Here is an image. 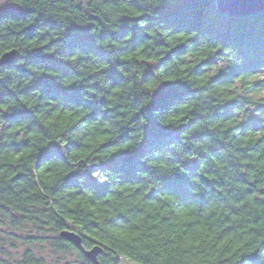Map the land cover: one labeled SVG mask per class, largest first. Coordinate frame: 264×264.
<instances>
[{
    "label": "trees",
    "instance_id": "1",
    "mask_svg": "<svg viewBox=\"0 0 264 264\" xmlns=\"http://www.w3.org/2000/svg\"><path fill=\"white\" fill-rule=\"evenodd\" d=\"M10 7L0 13V33H3L0 34V56L10 50L16 51L13 61L0 66V74H4V79L0 80V103L10 105L11 112L4 114L2 119L7 122L6 128L26 124V134L41 137L47 147L40 150L38 156L29 157L20 168L8 166L4 177L0 178V247L9 244L15 248L14 242L29 246L21 259L11 262L0 258V264H44V259L37 258L33 251L35 247L41 249V244L55 256L72 258L64 264H91L81 251L59 236L64 230H71L63 220L64 209L61 208L58 215L48 206L47 199L38 194L33 169L49 177L61 171L71 173L69 154L83 150L79 137L82 134L95 136L106 125H112L113 136L117 132L120 135L115 142L101 145L99 151L109 153L125 143L129 151L117 153L100 169L107 181L103 186L91 181L85 173L83 188L91 190L94 199L83 200L76 211L67 209V214L81 224L82 231L76 233L82 237L85 249L97 245L92 234L102 225L82 210L92 205L100 208L105 199H114L119 204V190L140 183L153 188V193L141 205L150 214L147 223L160 225L167 234L170 220L161 217L152 206L161 198L171 202L175 197L177 206L189 209L194 216L204 211L212 212L208 223L223 227L216 238L229 247L239 241L236 235L239 230H248L253 239L240 264H264V201L257 200L251 206L247 203L257 191L264 195V143L242 151L216 139L221 135L224 139L233 135L221 133L220 129L234 119L235 110L246 108L243 99L222 103L217 95L219 90L229 86L238 73L254 74L264 63V13L231 18L218 11L216 0H167L163 9L145 7L138 0H87L86 4L84 0H25L23 9L13 4ZM104 8L123 9L125 15L109 26L108 18L101 14ZM138 13L142 15L137 16ZM141 21L145 25L143 28L138 26ZM178 32L192 38L187 44L173 48L171 45ZM98 41L104 42L106 47L98 46ZM205 42L213 47L220 45L216 56L205 62L209 69L217 60L232 55L231 51L225 52L226 49L235 50L244 57L245 63L231 66L227 74L221 72L202 87H195L204 74L197 67L187 82L163 83L151 97V103L145 106L149 97L142 92L141 85L161 83L162 76H179L181 57L186 52L198 56L195 49ZM140 49L144 50L142 54L156 56L157 65L121 59L135 56ZM49 50H54L51 55L46 54ZM72 56L79 57L76 64L68 62ZM101 64L108 65L107 69L89 74ZM60 81L75 83L65 88ZM13 82L16 88L10 90ZM116 89L121 91L117 93ZM33 99L37 104L29 110L25 105ZM52 101L62 109L89 113L61 137L66 142L63 152L57 150L56 138L37 120ZM184 104H195L196 110L189 113L187 122L180 128H161L155 123L154 111L158 115H172L176 109L169 112V108ZM200 111H206L207 116L198 115ZM257 112L264 115V107L257 106L249 113L250 118L233 131L242 135L246 130L264 128ZM209 126H216V131L208 132ZM197 143L208 149L207 154L194 147ZM40 147L39 142L35 148L28 141L0 143V160L8 152L32 151ZM177 148L182 149L179 154ZM153 153H159V157ZM190 153H195L198 160L186 161L183 157ZM141 158L145 163H141ZM157 158L179 165L171 174L174 180L161 178L146 167L148 161ZM240 160L249 161L247 171L254 180L250 181L239 172ZM214 161L226 165L222 175ZM4 167L0 164V168ZM138 173H146L147 179H142ZM213 174L221 178L209 181L207 177ZM78 176L79 173L70 175L63 182L64 188H77ZM193 178L196 183H189ZM192 189H196V194H191ZM139 196L138 192L136 197ZM80 199L78 196L77 200ZM230 200L244 202V207L233 208ZM220 209L221 220H217ZM175 210L169 209L170 215ZM140 214L137 211L120 219L121 222L132 220ZM232 217L243 218L237 228L228 226ZM198 227L203 228L204 224ZM169 249V245L163 246V250ZM169 254L173 253L169 251ZM98 258L107 257L102 252Z\"/></svg>",
    "mask_w": 264,
    "mask_h": 264
},
{
    "label": "clouds",
    "instance_id": "2",
    "mask_svg": "<svg viewBox=\"0 0 264 264\" xmlns=\"http://www.w3.org/2000/svg\"><path fill=\"white\" fill-rule=\"evenodd\" d=\"M87 3V0H84ZM138 3H142L143 6L151 9H163L167 0H138ZM8 4H13L21 9L25 7V0H0V7ZM101 14L108 19L106 23L111 24L118 22L125 11H114L111 8L101 9ZM45 15H48L46 13ZM137 16L142 13L136 14ZM135 18V17H133ZM163 23V21H162ZM139 27H145L141 21ZM3 34V33H0ZM91 34V33H90ZM155 35V34H150ZM192 37L185 35L183 32L175 34V43L171 47H177L179 45L187 44ZM98 46L106 47L104 42L98 41ZM29 47L30 46H25ZM43 47V45H40ZM220 49V45L215 47L211 46L207 42L197 46L195 52L199 55H192L186 52L182 57V63L178 65L177 75L162 76L161 83H143L141 90L149 97L145 101V106L151 103V97L159 91L163 83H175L177 80L187 82L188 77L197 68L200 67L204 73L199 77V83L195 87H202L208 83L211 78L216 77L221 72L227 74L228 69L233 66H242L245 63L243 56H239L235 50L226 49L225 52L231 51L232 55L226 59L222 58L217 60L214 65L209 69L205 62L209 58H214ZM54 50H49L46 54L51 55ZM143 49L137 51L135 56L122 57L121 59L131 62L132 60L139 61L149 66H155L158 63L156 56L152 54H142ZM78 56H72L68 58V62L76 64ZM108 65L101 64L91 70L90 75H94L98 72L106 70ZM33 71H37L33 69ZM40 73L37 72V75ZM4 79V74H0V80ZM61 85L65 88L69 87L71 83L75 81H60ZM10 90H15L16 83L13 82L9 85ZM117 93L120 89L115 90ZM219 100L228 102L232 100L243 99L246 101V108L243 111L235 110L234 119L225 124L220 129L221 133H232L227 139L223 136H217V140H222L225 144H230L234 148H238L242 151H247L251 148L257 147L264 143V128L256 130H246L242 135L235 133L233 130L239 127V125L245 123L249 118V113L255 110L257 106L264 107V63H261L259 69L254 74L238 73L232 77V81L229 86L221 88L218 92ZM99 99V98H98ZM37 104L35 99L26 103V108L31 110ZM173 108L176 109L172 115H158L156 111L152 113L155 123L161 128L178 129L187 122L189 113L196 110L195 104L174 105L169 108V112H172ZM4 114L10 115V105L0 103V143L15 142L20 144L24 141H28L30 145L35 148L37 142L40 143V149L32 151H18L8 152L4 155V159L0 160V164L5 167L0 168V178L4 177V173L8 166L12 168L22 167L29 157L38 156L39 151L47 144L44 143L41 137H37L33 134H26V124H17L11 127H5L6 121L2 119ZM88 112L83 110L73 111L69 109L60 108L55 101L50 102L49 106L38 115V123L42 128L50 135L54 136L55 143L63 152L66 142L61 139L66 135L71 128L80 124ZM200 116H207L206 111H200ZM258 118L264 122V115L259 112L256 113ZM95 131V130H94ZM193 131H199V129L193 128ZM208 132H215L216 126H209ZM120 133L117 132L115 136L112 134V125L102 126L97 135H84L82 134L79 139L83 146V150H75L69 154V166L73 170L71 173L68 171L57 172L54 176H44L41 172L33 169V182L36 184L38 194L47 199L48 206L56 211L60 215V209L63 208V220L66 226L70 228L74 233L82 231L80 222L74 217L67 214V209L76 211L79 208V204L83 200L94 199V193L86 188H83L85 184L84 174L87 173L91 181L95 182L99 186H103L107 181L106 177L102 174L100 169L104 165L108 164L114 155L117 153H125L129 151L128 144L117 145V147L111 149L109 153L100 152V146L107 144L109 141L115 142L119 138ZM233 136L235 138H233ZM10 138H14L10 139ZM184 134H182V143L184 142ZM142 140V138H141ZM140 141H138L139 143ZM210 145V141H207ZM194 147L201 149L204 154H207L208 149L204 148L202 143H197ZM179 154L182 149L177 148ZM155 157H159V153H153ZM186 161H197L198 156L195 153H190L183 157ZM141 163H145L141 158ZM217 168L222 169L226 167L225 164H221L219 161H214ZM249 161H239V172L245 176H248L250 181L254 180V177L249 176L247 171V165ZM146 167L156 171L157 175L161 178L167 177L169 180H174L175 177L171 174L178 168V164H173L165 159H155L148 161ZM79 173L77 177V188H64V181L73 174ZM142 179H147L146 173H138ZM221 177L218 175H209L207 179L209 181H217ZM189 183H196L195 179H190ZM83 191L84 195H81ZM120 202L117 203L114 199H105L102 201L100 208L95 205L88 206L82 211L85 215L93 218L96 223L102 225L96 232L92 234L94 240L97 241V247L106 254V259L98 258L97 264H240V261L245 257L246 247L252 241L253 235L248 234V230H239L236 235L240 237L239 241L234 243L231 247L226 242H219L216 238L217 233L223 230V227H218L216 223H208V218L213 215L212 212L204 211L198 215H193L192 212L183 207H178L176 198L172 197L171 202L165 199H160L157 205H153L161 217L168 218L170 220L169 231L165 234L161 230V226L155 223H147L150 218V214L145 212V209L141 207L144 200H146L152 193L153 188L145 187L143 184L136 183L131 185L128 189L121 188L120 190ZM140 193L139 198L136 197L137 193ZM191 194H196V189L191 190ZM81 197L77 200V197ZM264 201V195H261L259 191L255 192L250 201L247 203L251 206L255 201ZM229 204L233 208L244 207V202L235 203L230 200ZM175 208L176 210L171 213L169 209ZM139 211L141 214L138 217H134L132 220L124 219L121 222V217H126L129 214ZM101 213V215H97ZM222 209L217 211L216 219L221 220ZM241 218L232 217L229 222V227L237 228L242 221ZM201 223L204 224L203 228L198 227ZM87 235V233H84ZM259 243V242H258ZM164 245H169V251L173 254H169V251L163 250ZM90 251V249H86ZM264 259V256H262Z\"/></svg>",
    "mask_w": 264,
    "mask_h": 264
},
{
    "label": "water",
    "instance_id": "3",
    "mask_svg": "<svg viewBox=\"0 0 264 264\" xmlns=\"http://www.w3.org/2000/svg\"><path fill=\"white\" fill-rule=\"evenodd\" d=\"M216 6L220 13L231 18L264 13V0H216ZM15 56V50L3 53L0 56V66L13 61ZM59 236L81 251L91 264H97L98 255L102 253L97 245L90 248V251H86L82 245V237L69 229L62 231Z\"/></svg>",
    "mask_w": 264,
    "mask_h": 264
},
{
    "label": "rangeland",
    "instance_id": "4",
    "mask_svg": "<svg viewBox=\"0 0 264 264\" xmlns=\"http://www.w3.org/2000/svg\"><path fill=\"white\" fill-rule=\"evenodd\" d=\"M11 9L10 4L5 5L3 7H0V13L3 11H7ZM57 150H60L58 146H55ZM7 241L10 242V239L7 237ZM15 243V248L11 247L9 244H7V247L1 248L0 247V258H3L8 261H15L21 259V256L23 255L25 249H27L29 246L22 245L18 242ZM4 250V251H3ZM34 253L36 254V257H42L44 259V264H64L65 261H72V258H68L66 256H55L52 253L49 252L45 244H41V249L39 247L33 248Z\"/></svg>",
    "mask_w": 264,
    "mask_h": 264
}]
</instances>
